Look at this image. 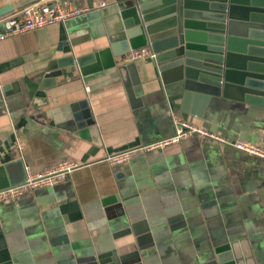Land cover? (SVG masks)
Masks as SVG:
<instances>
[{
	"label": "crops",
	"instance_id": "0c3cea01",
	"mask_svg": "<svg viewBox=\"0 0 264 264\" xmlns=\"http://www.w3.org/2000/svg\"><path fill=\"white\" fill-rule=\"evenodd\" d=\"M73 1L87 10L0 40V166L16 159L35 171L62 159L85 164L0 202V264H86L79 259L91 255L112 264L136 250L141 264H197L221 233L248 236L264 264L263 159L192 134L123 164L96 161L169 135L170 112L226 141L264 145V107L213 98L197 108L183 103L181 81H162L153 59L132 69H118L120 55L106 64L100 51L109 20L133 0ZM90 54L81 73L75 59ZM48 76L53 83L40 87ZM15 135L19 150L11 147ZM8 172L17 174V165ZM211 197L217 215L201 206ZM115 198L132 200L121 215L106 210ZM131 224L149 233V245L139 249L132 232L116 235Z\"/></svg>",
	"mask_w": 264,
	"mask_h": 264
},
{
	"label": "water",
	"instance_id": "95a60500",
	"mask_svg": "<svg viewBox=\"0 0 264 264\" xmlns=\"http://www.w3.org/2000/svg\"><path fill=\"white\" fill-rule=\"evenodd\" d=\"M32 1L6 2L0 6V16ZM109 22L108 46L100 51L107 58L106 64L114 65V58L130 48L147 45L154 52L153 61L162 81H181L183 103L189 100L201 108L213 98H224L240 107H264V0H133ZM92 55L75 59L81 73L83 63ZM133 66V62L121 63L118 69ZM49 74L54 75L52 71ZM49 83L53 77L48 76L39 86ZM15 165L18 173L11 175L8 171ZM24 176L20 159L5 163L0 166V187L19 183ZM116 199L106 210L114 208L121 215L123 206L132 200ZM218 205L219 201L211 197L201 206L208 208L206 213L217 215ZM129 232L139 249L150 244L149 233L133 224L116 235ZM97 257L79 260L98 264ZM112 264L141 262L136 250ZM197 264L263 263L254 257L248 236L221 233L209 259Z\"/></svg>",
	"mask_w": 264,
	"mask_h": 264
},
{
	"label": "built area",
	"instance_id": "2783aa9c",
	"mask_svg": "<svg viewBox=\"0 0 264 264\" xmlns=\"http://www.w3.org/2000/svg\"><path fill=\"white\" fill-rule=\"evenodd\" d=\"M106 3L107 1H100L99 5L103 6ZM86 10L87 8L78 5L73 0L32 1L0 17V22L4 26V29L0 31V40L34 28L43 27L55 22L66 21L81 15ZM153 56L154 52L149 46L145 45L128 49L119 56L118 61L125 64L139 59H153ZM170 116L173 123V131L169 135L132 147L106 153L96 161L104 160L110 165L123 164L134 154L161 149L166 145L176 143L181 138L192 134H197L201 137L218 142H226L229 146L239 151L264 160V145L262 144L240 139L226 141L221 135L197 127L189 122L182 121L171 112ZM21 146L22 141L20 137L15 135L11 147L14 150H19ZM81 165L85 164L68 159H62L43 171H35L30 166L25 165L23 166L25 176L21 182L0 188V202H13L25 192L35 187L52 185L64 179L71 171Z\"/></svg>",
	"mask_w": 264,
	"mask_h": 264
}]
</instances>
